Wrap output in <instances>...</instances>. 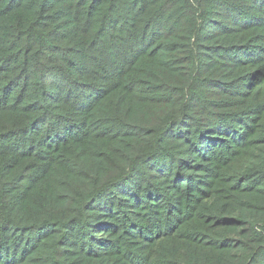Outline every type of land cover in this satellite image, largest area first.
<instances>
[{"label":"trees","instance_id":"trees-1","mask_svg":"<svg viewBox=\"0 0 264 264\" xmlns=\"http://www.w3.org/2000/svg\"><path fill=\"white\" fill-rule=\"evenodd\" d=\"M0 264H264V0H0Z\"/></svg>","mask_w":264,"mask_h":264}]
</instances>
